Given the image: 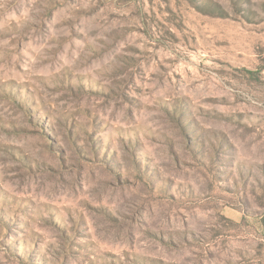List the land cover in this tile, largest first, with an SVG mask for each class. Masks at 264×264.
<instances>
[{
  "label": "rangeland",
  "instance_id": "374dc122",
  "mask_svg": "<svg viewBox=\"0 0 264 264\" xmlns=\"http://www.w3.org/2000/svg\"><path fill=\"white\" fill-rule=\"evenodd\" d=\"M0 264H264V0H0Z\"/></svg>",
  "mask_w": 264,
  "mask_h": 264
}]
</instances>
